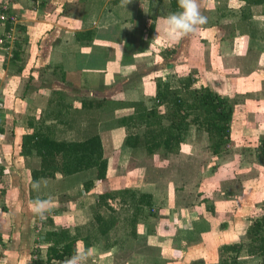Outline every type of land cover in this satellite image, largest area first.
I'll return each mask as SVG.
<instances>
[{
	"label": "crops",
	"instance_id": "obj_1",
	"mask_svg": "<svg viewBox=\"0 0 264 264\" xmlns=\"http://www.w3.org/2000/svg\"><path fill=\"white\" fill-rule=\"evenodd\" d=\"M172 2L0 0V16L17 18L13 26L0 17V264H64L70 257L47 259L46 233L60 230L86 264H209V252L217 256L204 216L154 181L147 162L157 152L126 146L121 120L156 107L158 90L190 75L215 82L233 106L237 95L264 96V0H199L207 23L177 41L161 27L179 10ZM34 130L66 142L99 137L106 178L90 169L32 182L40 158L21 155L20 145ZM36 200L47 202L42 215Z\"/></svg>",
	"mask_w": 264,
	"mask_h": 264
},
{
	"label": "rangeland",
	"instance_id": "obj_2",
	"mask_svg": "<svg viewBox=\"0 0 264 264\" xmlns=\"http://www.w3.org/2000/svg\"><path fill=\"white\" fill-rule=\"evenodd\" d=\"M235 81L237 85L240 83L238 79ZM171 83L177 89V80H171ZM196 84H203L214 92L219 89L215 82L204 79ZM177 92L180 94V88ZM248 99L251 101L246 102ZM248 99L238 95L232 99L233 109L239 110L234 113L229 143L220 154L212 153V142L201 128L188 125L184 142L176 151L168 153L160 148L154 152L158 156L147 158L149 167L154 169V177H150L155 182L169 185L175 193L180 191L179 197L186 206L200 211L195 215L204 216L201 223L211 227L209 231L219 248L235 243L246 247L249 244L247 227L264 215V159L259 156L264 138V96ZM160 110L161 125L168 126V119L173 114L165 106ZM0 116L3 115L0 113ZM145 129L140 125L137 133L143 135ZM142 161L146 163L147 160L143 158ZM167 165L180 169L181 175L170 174ZM201 241L208 242L204 238ZM211 250H214L213 246ZM209 253L212 258L209 264H221L229 258V254L221 253L219 249L217 256ZM238 261L239 264L260 263L261 259L248 256L244 250Z\"/></svg>",
	"mask_w": 264,
	"mask_h": 264
},
{
	"label": "trees",
	"instance_id": "obj_3",
	"mask_svg": "<svg viewBox=\"0 0 264 264\" xmlns=\"http://www.w3.org/2000/svg\"><path fill=\"white\" fill-rule=\"evenodd\" d=\"M172 7L178 8V0H173ZM196 83L194 76H188L179 83L180 94L176 89L165 86L155 96L156 107L121 120L122 126L127 130L126 146L143 147L148 154L160 148L172 153L183 144L188 125H195L212 142V153L220 154L230 140L234 117L232 102L229 97L214 92L203 84L196 87ZM160 106L168 107V112L173 114L168 119V126L161 125ZM140 125L146 127L143 135L137 134ZM33 152L40 158V169L32 171V182L41 178H53L56 173L73 175L90 169H96L98 181L106 178L108 161L103 157L102 144L97 136L83 142H66L57 141L48 133L34 130L22 137L20 145L21 155L29 156ZM259 156L264 159V138ZM90 185L91 182L84 184L86 188ZM246 234L249 237L246 247L242 243H235L219 248V252L229 254L228 260L221 264H239V255L243 250L248 256L261 259L260 263L247 264H264V215L249 224ZM46 240L52 242V247L48 249V261L62 260L77 254L76 239H72L66 230L48 232ZM59 245H62L60 249Z\"/></svg>",
	"mask_w": 264,
	"mask_h": 264
},
{
	"label": "clouds",
	"instance_id": "obj_4",
	"mask_svg": "<svg viewBox=\"0 0 264 264\" xmlns=\"http://www.w3.org/2000/svg\"><path fill=\"white\" fill-rule=\"evenodd\" d=\"M178 8V11L161 17L162 31L172 41L194 35L200 26L207 23V17L201 12L199 0H178ZM46 203L42 200L34 201L33 210L42 215ZM86 259L87 253L82 250L67 259L64 264H86Z\"/></svg>",
	"mask_w": 264,
	"mask_h": 264
},
{
	"label": "built area",
	"instance_id": "obj_5",
	"mask_svg": "<svg viewBox=\"0 0 264 264\" xmlns=\"http://www.w3.org/2000/svg\"><path fill=\"white\" fill-rule=\"evenodd\" d=\"M1 19H3L4 21H8L10 24H12L13 26H15L16 25V23H17V18H16V16H14V15H7V14H1ZM40 228V227H39ZM40 230H41V228H40ZM37 232H39V230L37 231ZM39 234V233H38ZM33 262V264H36V261H37V258L36 257H34L33 258V260H32Z\"/></svg>",
	"mask_w": 264,
	"mask_h": 264
}]
</instances>
